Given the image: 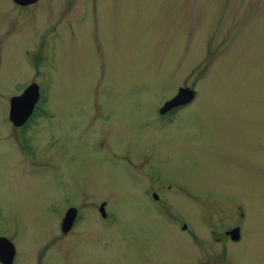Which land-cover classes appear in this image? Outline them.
Returning a JSON list of instances; mask_svg holds the SVG:
<instances>
[{"label": "rangeland", "instance_id": "obj_1", "mask_svg": "<svg viewBox=\"0 0 264 264\" xmlns=\"http://www.w3.org/2000/svg\"><path fill=\"white\" fill-rule=\"evenodd\" d=\"M1 1L0 231L19 263L76 200L72 250L50 246L57 264H264V0ZM29 83L43 113L30 166L8 120ZM183 86L196 99L166 123L157 108ZM150 167L190 190L165 201L196 235L152 201ZM235 223L239 242L209 236Z\"/></svg>", "mask_w": 264, "mask_h": 264}, {"label": "flooded vegetation", "instance_id": "obj_2", "mask_svg": "<svg viewBox=\"0 0 264 264\" xmlns=\"http://www.w3.org/2000/svg\"><path fill=\"white\" fill-rule=\"evenodd\" d=\"M6 2H8L11 6H13L14 8L17 9H23L25 10L28 7L31 6H35L37 5L41 0H36L33 2H27V3H22L24 2V0L21 1H16V0H5ZM0 2L2 4H5L3 1L0 0ZM51 5V1L47 2V4ZM6 5V4H5ZM81 10V8L79 9ZM48 42V41H46ZM45 46H47L46 48H44L41 52L40 50V55H47V54H53L55 52L54 46H52L51 48H48V44L45 43ZM35 55V54H33ZM31 83H29L30 85ZM28 85V86H29ZM27 87V86H26ZM183 87H187L191 90H193L195 92L194 94V98L191 99L189 102L181 104V105H175L171 108H169L168 110H166L165 112L161 113L160 112V108L164 105V103L168 100V99H164L163 100V105L161 107L158 106L157 108V114L159 117H161L164 122L166 123H173V121L176 118V115L178 114V112L180 110H183L185 108H187L188 106L191 105V103L196 99V90L190 86H183ZM182 88V87H178V90ZM177 90V91H178ZM40 98V97H39ZM39 99L36 101L33 110L31 112V114L29 116H27V118L20 124V125H15L11 120H10V114L8 112V120L9 123L14 126L17 130L16 135L17 138L20 142V145L24 151V154L28 160V164L30 165H35L36 163H38V161L34 160L33 156H32V151H31V147L29 145V142L32 140L33 142V147L36 146L35 144V138L37 136V130H35V127L39 126V122L42 120L41 115L43 114L42 112H40L42 109H40L39 105H38ZM50 137V136H48ZM51 143V137L49 140V145ZM29 149V150H28ZM143 158H147L146 155H144ZM145 176L148 177V183L150 186V195L152 198V201L155 203L156 201H160L162 208L166 211V214L168 215V217H172L174 220H176L179 223V229L182 231V233H184L187 229H189L190 231H192L194 233V235H196V233L194 232V226L191 225L189 223V221L187 220V218H184L182 216H179L178 213L176 212L175 208L172 207L171 202H166L165 200H168V191L170 190L169 188H174L173 185L179 186L180 191H184L187 192L186 187L180 185V184H175L174 182L171 183V180H164L166 178H163L162 175H160V173L158 172V170H154L152 169V167H150L146 173ZM190 193V190L187 192ZM186 194V193H185ZM158 199V200H157ZM83 200V199H81ZM96 201L97 199H93L92 201ZM75 201H69L66 203L65 207H64V213L61 216V219L59 220L58 225V231L57 234H52L51 236H49V242H46V245H43V247L36 252L35 254H32L30 252V260L31 262L28 263H24V264H57L56 262H54V260L48 259V258H55L56 255L53 254L50 251V246L51 244H54L56 242L60 243L59 246V251H57V253L61 252L64 253V255L68 254L69 251L72 250L73 245H67V238L69 236V234L74 233L75 229L78 227V222L80 220H82L83 218V212L84 209L80 208L81 205ZM108 202L105 199L100 200V202L98 203V212L100 213L102 218L107 219L108 217H111V215L113 214V210L112 209H108ZM239 210L242 211V207L238 206ZM101 208L103 209V213L105 214V216H102V212H101ZM71 209H74L75 213H74V219L72 222V225L69 229L65 230L63 228V219L65 218V215L67 214L68 211H70ZM111 213V214H110ZM108 216V217H107ZM206 227L208 228H212V226H210V224L208 223V225H206ZM225 227L222 230L221 236H215V231L214 230H209V236L215 240V242L217 243H223L224 245H227L229 242L232 243H236L239 242L241 240V228L239 226V224L235 223L234 225H228L227 227ZM235 229H238L237 233H234L233 231ZM189 231V234L191 233ZM237 238H236V237ZM3 238L6 241V244L3 245V241L1 242L3 246H0V264H20V256H21V252L19 250L18 244L15 240V236L13 237H8L5 234H3L0 231V239ZM194 239H196V236L194 237ZM66 242V243H65ZM195 242V241H194ZM192 242V243H194ZM6 245V247H5ZM47 245L48 248L46 247ZM12 252V255L9 257V252ZM48 257V258H47ZM227 257V254L224 256V258ZM218 257H214L213 258V263H216V259ZM197 259V258H195ZM228 259V258H226ZM212 264V263H210ZM225 264H230L229 262L225 263Z\"/></svg>", "mask_w": 264, "mask_h": 264}, {"label": "water", "instance_id": "obj_3", "mask_svg": "<svg viewBox=\"0 0 264 264\" xmlns=\"http://www.w3.org/2000/svg\"><path fill=\"white\" fill-rule=\"evenodd\" d=\"M16 1H21V0H16ZM33 1L36 0H24V2L22 3L33 2ZM194 94L195 92L187 87L180 88L178 90V93L173 98H171L170 100L164 103V105L160 108V112L163 113L175 105H181L189 102L192 98H194ZM38 98H39V88L36 83H31L23 90L21 94L11 97L9 101L10 120L15 125H20L27 118V116L31 114L33 107L36 101L38 100ZM101 212H102V216H105L102 208H101ZM74 213H75L74 209H71L65 215V218L63 219V228L65 230L71 227L74 219ZM233 232L237 233L238 229H235ZM2 241H3V245L6 244V241L3 238H1L0 246H3L1 245ZM11 255L12 252L10 251L9 257Z\"/></svg>", "mask_w": 264, "mask_h": 264}, {"label": "bare ground", "instance_id": "obj_4", "mask_svg": "<svg viewBox=\"0 0 264 264\" xmlns=\"http://www.w3.org/2000/svg\"><path fill=\"white\" fill-rule=\"evenodd\" d=\"M193 102H194V101H193ZM193 102H192V103H193ZM192 103H191V104H192Z\"/></svg>", "mask_w": 264, "mask_h": 264}]
</instances>
